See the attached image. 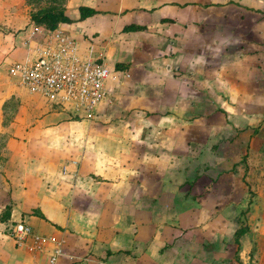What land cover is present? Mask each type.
Instances as JSON below:
<instances>
[{
  "label": "crops",
  "instance_id": "1",
  "mask_svg": "<svg viewBox=\"0 0 264 264\" xmlns=\"http://www.w3.org/2000/svg\"><path fill=\"white\" fill-rule=\"evenodd\" d=\"M263 4L0 0V264H50L54 243L33 252L7 235L20 219L62 241L57 264H225L232 251L247 264L264 238V190L252 198L255 187L219 176L224 138L240 141L242 118L230 124L211 110L216 100L254 109L257 96L264 110L246 51L264 35ZM50 5L75 19L59 26L81 51L118 76L93 119L66 114L9 73L27 58L32 13ZM81 6L97 13L81 20ZM259 250L248 264H264Z\"/></svg>",
  "mask_w": 264,
  "mask_h": 264
},
{
  "label": "built area",
  "instance_id": "2",
  "mask_svg": "<svg viewBox=\"0 0 264 264\" xmlns=\"http://www.w3.org/2000/svg\"><path fill=\"white\" fill-rule=\"evenodd\" d=\"M59 25L51 29L35 24L25 42L27 58L13 62L9 73L31 94L62 107L69 106L75 115L93 119L99 104L109 95L108 83L118 76L102 57L83 53L76 39ZM7 229V235L18 247L33 252L54 243L50 264L58 263L62 241L38 233L24 219L11 222Z\"/></svg>",
  "mask_w": 264,
  "mask_h": 264
},
{
  "label": "rangeland",
  "instance_id": "3",
  "mask_svg": "<svg viewBox=\"0 0 264 264\" xmlns=\"http://www.w3.org/2000/svg\"><path fill=\"white\" fill-rule=\"evenodd\" d=\"M261 6L264 7V4ZM261 12L264 13V9ZM253 41H257L255 42L256 44H251L249 47H247L246 51H248L247 54L250 57H255L256 62L251 61L248 64L250 65L251 69L253 67V69H256L255 77L257 78L255 80L258 81L256 91H261V89H263L262 82L264 81V78L260 77L261 75L259 73H264V35L256 32ZM256 73L258 74V76H256ZM253 75L254 74H252L251 76ZM255 99L257 104L254 109L239 111L238 109L229 108L228 110H223L220 106V104L222 103L221 100H216L215 104H212L213 110H211L213 112H217L216 115H214V118H225L230 124L233 123V120L237 114H239L242 118V124L240 130L238 131L240 141H233L228 136H225L226 138H224V149L222 150L224 151V162L223 164H219V168L222 169V174H219V176L223 175L226 180H228V182L230 181L229 183L239 181L242 185L245 184L249 185V187H255V192L253 191L252 198L257 197L259 194H261V192H263L262 190H264V110L260 107L263 103V99L261 96H257L255 97ZM63 106L64 108L66 107L65 109L68 111L66 112V114H68L69 112L74 113L69 106ZM73 119L76 120V118ZM86 119L81 118V120ZM226 127L227 129H229V131L234 132V127L232 128V125ZM252 138L254 139L252 140ZM209 144H212V142H209ZM204 167L210 168L212 167V165L205 163ZM237 173H239V180L237 179ZM231 176H233L232 180ZM251 201L253 202L254 200ZM260 203L261 204L257 205V214L264 213V203L262 201ZM241 208L242 210L240 216L246 219L250 212V208H248L245 203H242ZM36 210L40 211V208H34L31 212H34ZM255 241L256 242L254 246H252V251L256 253L258 252L260 246L261 248L264 247V238H255ZM231 243L234 244V246L236 245L234 240H232ZM247 243L248 237H245L244 244ZM254 252H252L251 257L246 260L247 264L254 259ZM230 253L231 254L226 255L225 264H237V262L239 261L238 255H234L233 251Z\"/></svg>",
  "mask_w": 264,
  "mask_h": 264
},
{
  "label": "trees",
  "instance_id": "4",
  "mask_svg": "<svg viewBox=\"0 0 264 264\" xmlns=\"http://www.w3.org/2000/svg\"><path fill=\"white\" fill-rule=\"evenodd\" d=\"M259 11V10H256ZM97 11L91 7L88 6H81L80 8V17L79 19H85L87 17L93 16L96 14ZM32 19L36 24H43L47 27L54 29L56 28L60 23L62 22H73L75 19L70 17L68 14L65 13L64 9L57 6V5H50L40 8L39 10L32 13ZM145 26L141 25H128L124 29L125 30H139L144 29ZM118 67H121V65H118ZM9 207H7V210L9 212ZM6 210V211H7ZM246 232L245 227H241L239 230L236 231V243L240 244V236H242Z\"/></svg>",
  "mask_w": 264,
  "mask_h": 264
}]
</instances>
